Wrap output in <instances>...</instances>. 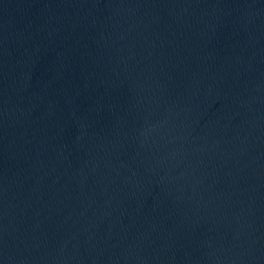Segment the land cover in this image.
<instances>
[{
    "label": "water",
    "instance_id": "obj_1",
    "mask_svg": "<svg viewBox=\"0 0 264 264\" xmlns=\"http://www.w3.org/2000/svg\"><path fill=\"white\" fill-rule=\"evenodd\" d=\"M0 264H264V0H0Z\"/></svg>",
    "mask_w": 264,
    "mask_h": 264
}]
</instances>
